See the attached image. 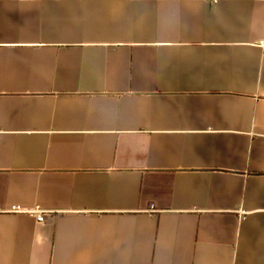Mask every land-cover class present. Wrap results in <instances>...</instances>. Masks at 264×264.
<instances>
[{"label":"crops","instance_id":"0c3cea01","mask_svg":"<svg viewBox=\"0 0 264 264\" xmlns=\"http://www.w3.org/2000/svg\"><path fill=\"white\" fill-rule=\"evenodd\" d=\"M0 264H264V0H0Z\"/></svg>","mask_w":264,"mask_h":264},{"label":"built area","instance_id":"2783aa9c","mask_svg":"<svg viewBox=\"0 0 264 264\" xmlns=\"http://www.w3.org/2000/svg\"><path fill=\"white\" fill-rule=\"evenodd\" d=\"M10 210L12 212H14V213L27 212V213L33 215L40 222H42L44 220V213L41 210L37 209V208L26 210L21 205H14Z\"/></svg>","mask_w":264,"mask_h":264}]
</instances>
